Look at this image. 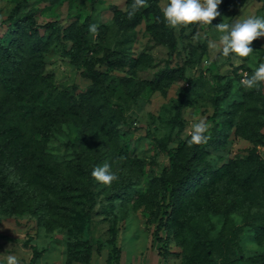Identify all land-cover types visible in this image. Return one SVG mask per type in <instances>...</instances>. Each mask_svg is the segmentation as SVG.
<instances>
[{
  "label": "rangeland",
  "instance_id": "rangeland-1",
  "mask_svg": "<svg viewBox=\"0 0 264 264\" xmlns=\"http://www.w3.org/2000/svg\"><path fill=\"white\" fill-rule=\"evenodd\" d=\"M168 2L158 1L161 10ZM127 6V0H0V43L13 49L23 32L11 18L20 14L32 12L38 22L55 21L69 30L87 19L97 25V34L87 36L86 55L114 79L107 95L124 108L123 119L109 110L110 121L102 126L98 120L83 138L73 122L63 120L46 148L53 178L27 181L16 206L0 214V264L9 255L18 264H86L72 260L84 241L94 246L88 264H264V83L253 89L241 84L264 63V38L252 42L248 58L224 57L215 27L264 17V0H222L212 25L171 28L177 39L172 54L148 30L151 14L133 29L121 28L113 10ZM65 43L67 49L73 45ZM109 49L128 63H103ZM44 62L54 90L78 94L90 87L85 67L72 64L60 44L49 47ZM167 66L184 67L197 83L168 77ZM53 88L44 92L55 95ZM223 93L216 113L214 99ZM183 99L180 130L175 117ZM201 119L209 125L208 142L190 146L191 126ZM157 141L176 149L177 164ZM106 163L118 176L110 186L91 176ZM187 163L205 179L182 192L172 219L166 216L173 213L171 188L163 179L184 172ZM33 247L39 255L32 263Z\"/></svg>",
  "mask_w": 264,
  "mask_h": 264
},
{
  "label": "trees",
  "instance_id": "trees-1",
  "mask_svg": "<svg viewBox=\"0 0 264 264\" xmlns=\"http://www.w3.org/2000/svg\"><path fill=\"white\" fill-rule=\"evenodd\" d=\"M159 0H146L145 8L138 10L131 18L128 12L131 10L133 0H127L128 6L125 11L114 8L116 20L122 29L129 30L138 26L143 14H151L153 22L147 25L148 30L158 39L162 40L170 49L172 54L177 49V39L173 31L167 26L163 12L158 4ZM13 24L22 23V34L15 40V48L5 43H0V214H7L10 208L16 206L25 189L27 181H35L45 177H52L55 173L54 165L50 155L47 153V143L54 137L55 132L62 125L63 120L73 122L77 127L79 136L84 137L86 129L98 125V120L104 126L111 118L108 117L109 110L119 113L123 119L124 108L121 104L113 103L107 92L114 83L109 79V74L97 69L87 54L89 34V19L73 30L63 29L55 21L38 22L32 12L11 18ZM48 30L54 33L42 35L41 30ZM65 40H70L73 45L67 49ZM60 44L62 50L70 58L72 64L84 66L83 75L91 81L90 87L82 93L54 90L53 84L49 82L45 72V56L52 44ZM108 56L102 61L110 66L121 67L128 63V60L119 56L113 50H108ZM19 54V55H18ZM168 77L182 78L189 80L193 86L198 79H188L185 75V68L167 66ZM163 76V75H162ZM127 81L126 78H121ZM53 88L52 91L44 92L45 88ZM225 93L215 97L214 108L217 113L220 108V101ZM102 99L103 103L99 100ZM183 99L176 115V122L180 130L184 125L181 121V108L186 103ZM264 107V99H263ZM116 108L118 111L114 110ZM84 126V127H83ZM264 135L260 142L263 143ZM159 147L167 151L173 164H177L178 153L174 148H168L164 143L157 141ZM82 146V143H79ZM183 147V142L178 149ZM185 171L178 170L168 179H163L165 184L171 188L169 194V205L175 212L178 209L180 196L184 190L194 184L200 177L195 165L185 164ZM81 173V169H76ZM16 172V173H15ZM210 175H217V170L209 171ZM15 173V174H14ZM221 174V172L219 173ZM53 178V177H52ZM54 180V179H52ZM58 183V181H56ZM71 181L64 180L61 191ZM52 188V187H51ZM53 194L56 191L53 190ZM163 217L159 221L158 229L163 228ZM85 249L75 255L72 260L88 264L94 249L93 244L87 241L81 243ZM75 248L78 244L73 245ZM34 255L31 262H35L39 252L33 247ZM259 258L264 261V256ZM202 264L200 261H197Z\"/></svg>",
  "mask_w": 264,
  "mask_h": 264
},
{
  "label": "clouds",
  "instance_id": "clouds-1",
  "mask_svg": "<svg viewBox=\"0 0 264 264\" xmlns=\"http://www.w3.org/2000/svg\"><path fill=\"white\" fill-rule=\"evenodd\" d=\"M146 0H133L131 10L128 12L131 18L140 8L144 7ZM222 0H169L166 7L162 9L163 18L170 28L179 29L192 24L212 25V21L221 15L218 6ZM216 29L221 33L219 44L224 57L235 55L244 59L250 57L254 51L251 47L253 41L264 38V17L250 16L234 24L219 23ZM92 35L97 34V25L89 26ZM216 47L215 44L212 45ZM264 83V63H260L253 74L245 76L241 84L245 89L258 88ZM209 125L204 119L192 124L189 132L188 144L203 145L208 142ZM91 176L99 183L110 186L118 179L111 171L109 164L98 166L93 169ZM7 264H18L15 256L9 255Z\"/></svg>",
  "mask_w": 264,
  "mask_h": 264
}]
</instances>
